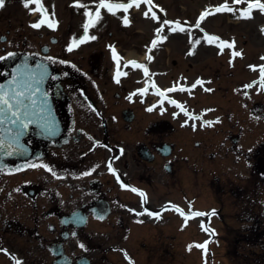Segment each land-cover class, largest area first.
<instances>
[{"label":"flooded vegetation","instance_id":"flooded-vegetation-1","mask_svg":"<svg viewBox=\"0 0 264 264\" xmlns=\"http://www.w3.org/2000/svg\"><path fill=\"white\" fill-rule=\"evenodd\" d=\"M6 31L0 33V56L6 57L7 42L9 53L26 57L48 50L42 43L30 44L22 33ZM39 37L55 39L49 31ZM51 57L47 89L57 132L50 135L31 125L19 140L20 150L7 126L0 133V248L8 250L0 251V264H16V259L53 264L55 254L61 264H170L180 243L181 219L169 208L196 197V157L183 161L169 125L131 116L122 88L100 94L95 64H61L58 56ZM6 72L0 60V81ZM202 145L201 156H209L208 145ZM27 163L47 164L56 175L43 167H22ZM145 209L160 215L149 216Z\"/></svg>","mask_w":264,"mask_h":264},{"label":"rangeland","instance_id":"rangeland-1","mask_svg":"<svg viewBox=\"0 0 264 264\" xmlns=\"http://www.w3.org/2000/svg\"><path fill=\"white\" fill-rule=\"evenodd\" d=\"M99 0H79L80 3H85L88 5V8H80L75 7L74 5L77 3V0H41V3L43 7L47 10L46 13L49 15L51 19L57 22L58 28L52 30V33L55 35H58L59 42L57 45H54V50L62 48L61 43L64 40H67V43L65 47L71 43L73 37H79L83 33V27H81V14H84V11H92L95 12V9L98 6ZM124 2L125 0H121ZM161 3L162 8L164 11L168 13V17H166L165 14L157 12V16L160 18L159 21L154 20L149 17H145V21L143 19L138 18V13L142 15L141 10L138 13H135V18L132 23L125 26L123 24L122 14L124 13L122 9H117L114 13H110L107 11V9H101V21L97 24L96 27L89 29V36L95 35L97 37L96 40H88L84 44L80 45L79 48H77L75 51L72 52H65L64 56L66 58H70L71 60H76L77 62H83L86 64L89 59H92L90 54L94 53L96 58L100 59L102 55L104 54L107 56L108 51L106 48V44L109 42L119 43L121 44V47L123 49H126L124 51H132L135 54H144L140 53L143 49L146 48V46L149 45L150 40L154 35L153 32H155V29L160 27L163 20L167 19L170 21L181 20V24L185 26L187 31L185 32H170L168 30L169 26H165L164 31L161 33V36H167L166 40H163L162 43H159L158 46L152 51L153 60L151 63H153L154 67H151L150 70L154 74V77H161L162 73L166 72L163 69L171 68L173 72L183 70L188 75L192 74L193 72L199 71V67H203L201 70H203L205 73H210L214 70V65L217 66V64H220L223 62V57L225 60V63H228L226 61L227 55L223 54L222 56H215V54H211V52L217 51L219 47V41L208 44L210 46H213L214 49L209 51V55L202 54L201 52L197 53V56L200 58L199 64L194 65L193 69L187 71L183 67L184 64L187 65V60L183 58V51L187 47L191 46H203L206 47L207 41L204 38L203 31H201V28L204 27L205 29L209 30V32H212L214 34H219L221 38L229 39L227 36L230 35L231 38L235 41L239 42V47L244 46L246 47V57L244 59H241L238 63L242 65L243 62L249 61V59L253 60L254 55H257V53H261L260 55H263L264 53V33L263 35H259L257 33L256 25H262L263 22V15L259 10H253L252 18L251 19H241L240 22L234 23V21H231L232 18H237L239 15L240 10L247 7V4H240L236 5L232 3V0H228L235 10L233 13L229 12H221V13H215L212 16L206 17L204 21L201 22L200 27L196 28L195 24L197 19L199 18L200 14L205 11L206 8H214L216 6H219L220 2L227 1V0H157ZM6 7H2L3 12L5 14V22L8 24V19H11L12 24L19 26L22 25V29L24 30L25 34L29 37V41L33 38L34 41L39 39L38 37H35V33H31L30 30L32 29L30 27V22L34 21L39 16H42L41 13H38L39 15H36L33 10H35V7H38L35 4L30 5L29 8H25L22 4V0H6ZM136 11V10H134ZM53 12L55 15L53 16ZM35 14V15H33ZM230 15V18L228 17ZM84 15V20H85ZM229 20V22H228ZM187 22V23H185ZM67 26L69 28L67 29ZM174 26V25H173ZM45 28V27H44ZM139 30V31H138ZM137 31V32H136ZM261 31V30H260ZM202 32V34L200 33ZM157 36V35H156ZM199 40V44L193 43L194 41ZM245 44V45H243ZM164 47V48H163ZM95 51H98L99 53H96ZM206 53V51H204ZM264 57V55H263ZM172 59H176V66H166L169 63L172 62ZM206 62H209V65H205ZM160 64H163L165 66H160ZM110 65V64H109ZM223 72L226 69V64H223ZM214 66V67H213ZM213 67V68H212ZM160 69V70H158ZM237 70H235L236 72ZM246 74H249L248 71H246ZM226 82V80H224ZM167 83V82H165ZM213 84V83H212ZM216 84V82H215ZM134 85V84H133ZM261 90V88H260ZM260 92L259 94H262V91L256 90ZM257 92V93H258ZM261 95L262 104L264 105V96ZM233 101L229 100L228 103H231ZM222 111L223 109L219 108L218 112ZM242 114V113H241ZM240 114V115H241ZM264 126V125H263ZM264 129V127H262ZM237 128L233 129V132H235ZM226 133V132H225ZM245 138L247 139L248 136L250 139H253V132L249 133L246 132ZM209 135H213L212 138H214L213 141H209V192L212 194L213 197L216 198V195L218 192H234L231 190L232 184H238L240 182H237L238 180H235V178L239 179L240 176H242L245 179L246 183H242V185H246V190H252V184H251V175L246 170L245 167V160L242 158L241 155L238 156V153H232L229 149H224L219 146V142L221 138H223L224 133L217 134L214 130H210ZM262 135V133H261ZM244 148L250 147L251 144H253V141H246ZM190 142V141H188ZM212 142V143H211ZM229 144V142H227ZM211 150H214V153L211 154ZM244 150V149H243ZM211 154V155H210ZM207 168V167H204ZM205 173V172H204ZM245 173V174H244ZM262 185V184H261ZM235 194L238 196V194ZM221 197V193H219ZM222 199V198H221ZM210 200V195H209ZM207 205V204H206ZM209 202V207H210ZM239 205V204H238ZM260 211H263L261 215V226H264V204L262 202L260 206ZM214 226H219L220 222L218 220H213ZM220 234L223 230L219 229L217 230ZM236 230H231L225 233L224 237L228 241H231V246L233 239L236 237L235 235ZM223 235H221L222 237ZM191 233H187L183 235V240L191 238ZM201 236L198 235V239H200ZM224 238V239H225ZM220 241L216 240H209L210 243L207 246V254L205 255L203 252V255L197 258L199 253H196L194 258L190 256H186L182 253V255L177 257L176 254V261L179 262V264H235L231 262L225 255V246L221 238H219ZM226 239V240H227ZM225 240V241H226ZM224 241V242H225ZM227 245V241L225 242ZM230 246V244H228ZM255 249V248H253ZM257 258L259 260L264 258V250L263 249H256ZM241 258L246 257L249 261H253L254 255H252L250 252H248V255L245 253H240ZM256 258V259H257ZM258 260V259H257Z\"/></svg>","mask_w":264,"mask_h":264},{"label":"snow or ice","instance_id":"snow-or-ice-1","mask_svg":"<svg viewBox=\"0 0 264 264\" xmlns=\"http://www.w3.org/2000/svg\"><path fill=\"white\" fill-rule=\"evenodd\" d=\"M6 0H0V7L5 6ZM232 2L236 5L240 4H247V7L240 10L239 15L237 18L239 19H251L252 18V13L253 10H259L262 14H264V0H232ZM23 6L27 9L30 7V5L35 4L38 7L35 9L36 11H40L41 8L43 7L41 0H22ZM141 5H147L148 10L143 13L145 17H149L151 14V18L154 20L159 21L160 18L157 16L156 12L152 11L153 5V0H127V2H121V3H111L109 0H99V4L97 8L95 9V12L93 13L92 11H85L84 15L88 19L84 22L83 24V35L80 36L79 38L73 37L71 43L68 45L67 50L69 52L73 51L74 48L79 47L80 45L84 44L88 40H96L97 37L95 35L89 36V29L94 28L97 26V24L101 21L102 16H101V9H107L108 12L114 13V10L117 9H122L123 12L126 14L123 16V24L125 26L130 24V19L127 13L129 12V9L136 7L140 8ZM75 7H80V8H88V5L85 3H80L79 0H77V3L74 5ZM46 13V9H44ZM163 11V9H161ZM235 10L230 4L227 3H222L219 6H216L214 8H206L204 12H202L199 16V18L196 21L195 27L199 28L200 24L202 21L206 19V17L210 15H214L215 13H221V12H229L233 13ZM55 13L53 12V16ZM187 23V22H185ZM46 25L50 29H54L57 26V22L54 21L53 19H49L48 16L45 14L43 18H41L38 22H35L31 24V27L35 29H40L41 26ZM174 25V26H173ZM165 26H169L168 30L170 32H185L187 29L183 26H181V22L179 20L176 21H170V20H163L160 27L155 29V32L157 34L156 38L151 41V46L148 47V52L151 53L153 49H155L159 43H162L163 40L167 39V36H161L160 34L164 31ZM261 32L264 33V26L261 27ZM204 38L206 39L208 44H213L217 41H219V47L221 50H223L224 47L228 48H233L235 45V40L234 38L229 41V40H221V38L217 35H209L208 33L204 34ZM193 43L199 44L200 41L196 40ZM111 52H112V58L116 64V72L114 75V79L117 83L120 82V77L121 76H126L127 73L120 71L121 68V61L122 57L117 54V50L114 46H110ZM189 54H193L192 52H189ZM15 53H8V57L14 56ZM233 56L235 57H240L242 56L241 51H235L232 53ZM6 57L0 56V60H4ZM47 60L51 61L53 58L51 56L46 57ZM146 59L150 62L153 60V56L151 54L147 55ZM261 60H264V57H261ZM61 64L66 63V61H60ZM133 67L135 69H142L143 74L145 77H150V74L148 67L143 64V63H138L135 59L128 60L123 67ZM251 69L256 70L257 66L255 65H250L249 66ZM259 68V85L261 89H264V64H261L258 66ZM37 72L32 73L31 76H29L27 79H21L20 81H16L15 77L13 78V85H15L14 88L11 89V94L9 92V89H5L4 85H0V133H3L5 131V126L11 125L12 127H7L6 131L11 134L12 142H14L17 145L18 150L22 148V146L19 145V139L21 136L25 134V131L28 128L29 124H37L39 127L42 128L43 131L47 132L48 134H54L55 132V126L54 122L50 119L51 117V112L50 108L48 107V100L47 92L41 93V88L40 85L43 84L44 80L47 78L48 75V69L47 66L44 64H38L37 65ZM56 77H52V79H55ZM205 82L201 79H197L194 83L191 84L190 88H185L183 86L177 87H169L167 89L161 90L159 87L155 85V83L151 84V87L155 89L156 94L161 97L160 103L163 104L164 101H168L169 103L175 105L176 107L180 108V111L183 112L186 116H188L192 120H200L201 115H193L191 112L188 111V109L181 104L180 102L170 99L167 95V93H173L177 91H188L191 93L192 89H195L198 85H202ZM256 83V82H254ZM253 84H246L244 87L247 88H252ZM11 88V86H10ZM207 92H212L213 89L211 88H205L204 89ZM148 91V87L146 86L145 88H140L137 89L135 93H132L131 95H136L137 93L139 94H145ZM41 95V100L38 101L34 99L37 94ZM247 95V92L244 93ZM131 95L128 97L131 99ZM28 101V102H26ZM30 102V103H29ZM38 105V111L36 110V106ZM154 107V106H153ZM33 110H29V109ZM148 111H152L153 108L149 107L147 109ZM163 110V109H162ZM207 111H212L211 109ZM46 114V115H45ZM175 115V114H174ZM43 121V123H41ZM219 122L217 121H210V120H203V125L210 126L213 123ZM187 123V121L185 122ZM193 127L195 128V124H193ZM4 145V139L0 138V147H3ZM121 153H123V150H120ZM4 155L11 156L14 153L12 152H4ZM119 157H116L118 159ZM22 167H27V168H37V167H43L46 168L49 172L52 173L53 176L56 175L55 171L50 168L47 164H42L38 165L35 163H27L23 165ZM108 169L110 172L115 173L116 169L112 167V162L109 161L108 163ZM3 170V165L0 164V171ZM21 167H17L15 171H20ZM90 173L85 172L83 175H89ZM117 179H119V176H117ZM123 187L127 188L128 185L122 184ZM133 192H139V195L141 197H145V194L136 189L132 188L131 189ZM146 198V197H145ZM143 202V201H142ZM172 208L178 212L182 217L185 218V223L191 218H198V217H212L215 216L216 209H212L208 212H203V211H191L190 215H185V212L183 209L179 208L176 205H172ZM147 215L149 216H155L158 217L160 213L158 212H151L148 211L147 209L144 210ZM139 215H143L144 213H138ZM102 218V217H101ZM200 227L203 231L210 233L211 235H215V229H211L208 227L204 221H201ZM75 235V233H73ZM210 243V241L206 240L203 243H197L194 245H189V250L192 247L199 248L203 250L204 254H207V246ZM80 247H84L83 244L80 245ZM0 251L7 252V249L0 248ZM15 259V257H14ZM16 264H22V262L19 259H16ZM207 264V262H206Z\"/></svg>","mask_w":264,"mask_h":264},{"label":"bare ground","instance_id":"bare-ground-1","mask_svg":"<svg viewBox=\"0 0 264 264\" xmlns=\"http://www.w3.org/2000/svg\"><path fill=\"white\" fill-rule=\"evenodd\" d=\"M126 56H127L128 59H129V58H134V56L131 55V54H129V53H128Z\"/></svg>","mask_w":264,"mask_h":264}]
</instances>
